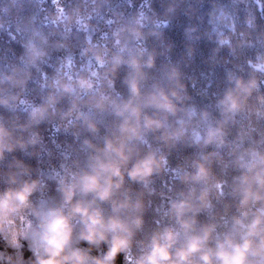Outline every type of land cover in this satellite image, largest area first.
<instances>
[{"label": "clouds", "instance_id": "obj_1", "mask_svg": "<svg viewBox=\"0 0 264 264\" xmlns=\"http://www.w3.org/2000/svg\"><path fill=\"white\" fill-rule=\"evenodd\" d=\"M181 3L160 0L159 11L109 21L110 36L86 37V62L77 67L65 55L38 103L22 98L32 70L68 49L73 27L91 33L101 5L70 0L48 15V30L34 17L18 22L19 62L0 72V108L11 114H0V264H264V50L246 56V73L239 65L226 71L211 110L190 103L184 67L199 26L185 28L188 51L178 59L174 45L148 44L162 41ZM210 16L229 26L221 5ZM245 25L264 40L255 15ZM214 32V55L232 47L231 30ZM240 44L255 48L253 40ZM49 125L78 144L45 172ZM180 145L195 150L177 165L166 208L149 219L154 177L169 170Z\"/></svg>", "mask_w": 264, "mask_h": 264}, {"label": "trees", "instance_id": "obj_2", "mask_svg": "<svg viewBox=\"0 0 264 264\" xmlns=\"http://www.w3.org/2000/svg\"><path fill=\"white\" fill-rule=\"evenodd\" d=\"M101 5L100 16L92 21L94 26L91 33H86L72 28L68 36V49L53 51L46 64L42 65L40 70H32L31 79L28 81L27 89L22 94L30 100L39 102L40 96L45 91L46 80L51 77L55 69L59 66L60 60L68 54L75 58L76 66L79 67L86 62V57L80 55L81 49L86 46V37H90L93 42L101 40L104 34L111 35L109 21H115L119 16L127 17L134 14L138 9L143 8L159 11L160 0H97ZM70 3V0H59L57 4L53 0H16L15 5L10 8L8 13L0 11V19L5 22V27L0 29V72L9 71L14 65L18 64L21 55V43L25 39V33L18 31V22L28 17L35 18V24L48 30L51 25L48 24L47 17L54 13L57 7H63ZM12 5V0H0V8L3 5ZM217 4L221 5L230 14V23L228 27L212 21L210 12ZM250 15L260 21L264 28V0H182L180 8L174 16L168 18L167 27L161 29L163 32L162 41L149 38L150 47L164 48L167 44L174 45L171 56L173 60L180 58L187 51L185 40V28L191 25H198L196 34L198 39L191 41L194 47V56L186 62L184 73L187 80V90L190 96V103L200 107L213 108L216 95L221 93L226 87V71H238L237 65L247 72V65L244 60L252 51L264 50V40H257V33L251 32L246 28L245 20ZM214 28H219L225 33L230 30L232 36V47L225 46L217 54H213L215 44ZM242 40L255 41L254 49H247L240 44ZM116 87H121L119 81ZM261 92L264 93V78L261 81ZM19 103V102H17ZM18 114L23 118L25 115L19 109ZM0 114L11 115L5 109L0 108ZM255 117L252 120L255 121ZM105 122L109 118L104 117ZM245 123L248 121L245 120ZM45 139L47 144L40 154V167L45 172L58 167L62 159L61 151L67 154L78 144L71 135L63 131L57 132L49 125L45 129ZM195 149L184 145L178 146L173 150L170 156L169 170L162 172L154 177L153 187L155 194L149 197L151 208L149 209V219L159 218L158 213H162L167 206L169 196L178 186L175 179V169L181 164L190 153ZM17 155H20L17 153ZM226 156V153H225ZM33 165L37 164L35 158L30 161ZM225 162H227V157ZM55 180L49 181V187L54 192Z\"/></svg>", "mask_w": 264, "mask_h": 264}]
</instances>
